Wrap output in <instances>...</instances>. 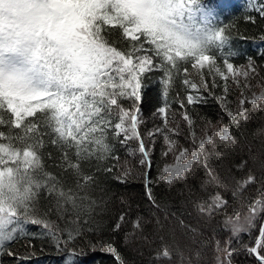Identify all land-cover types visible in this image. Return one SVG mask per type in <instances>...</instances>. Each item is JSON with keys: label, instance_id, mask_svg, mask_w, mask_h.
<instances>
[{"label": "snow or ice", "instance_id": "obj_1", "mask_svg": "<svg viewBox=\"0 0 264 264\" xmlns=\"http://www.w3.org/2000/svg\"><path fill=\"white\" fill-rule=\"evenodd\" d=\"M242 19L252 26L264 23V0H248ZM239 31L204 0H0V254L23 257L24 264L39 242L41 250L43 245L54 249L61 264H82L97 251L111 255L114 264H128L121 248L138 252L135 242L148 243L145 230L151 227L161 241L158 264H174L165 244L168 231L174 235L178 226L199 242L203 233L194 223L222 214L227 234L215 239L214 258L204 260V252L192 248L184 264H235L241 254L264 264V123L253 132L259 154L250 150L240 156L241 140L234 131L251 119L246 102L264 110V77L259 94L252 92L248 99L243 91H251L264 65L252 56L243 65L233 62L240 55L231 47ZM216 77L224 82L221 96L212 91ZM157 78L163 126L149 132L146 143L139 131L141 106L145 88ZM230 79L242 88L234 107L228 99ZM208 96L217 100L229 123L202 117L197 136L188 107L207 103ZM172 103L183 110L187 147L169 135L180 134L179 125L170 126ZM157 133L167 145L162 157L171 154L173 162L152 180L151 138ZM132 140L138 143L139 175L151 215L132 220L134 209L121 198L124 207L106 224L97 219L106 213L105 202L93 197L102 191L105 174L129 182L131 170L117 169L120 157L113 141L126 145ZM109 159L117 164L101 166ZM225 163L229 175L221 179L218 169ZM194 176L199 187L193 186ZM158 181L181 185L186 206L173 211L162 205L153 191ZM229 182L233 188L226 197L216 189ZM254 185L260 186V196L242 217L229 199ZM253 232L252 242L245 243L242 234Z\"/></svg>", "mask_w": 264, "mask_h": 264}, {"label": "trees", "instance_id": "obj_2", "mask_svg": "<svg viewBox=\"0 0 264 264\" xmlns=\"http://www.w3.org/2000/svg\"><path fill=\"white\" fill-rule=\"evenodd\" d=\"M243 5L236 4V0H204V3L209 5L214 9L215 13L218 15L224 23H236L240 31L233 33L232 40V50L237 51L240 55L234 59V63L237 65H243L247 63V57L252 56L258 65H264V59L261 58V53H264V41H261V35H264V23L258 22L257 25L252 26L243 21L242 17L246 14V5L248 0L244 1ZM240 35H245L247 39H240ZM218 58V63H219ZM193 71L192 79L199 83V77L196 76L195 71ZM206 72V70H205ZM264 77V71H260V75L257 79L252 81L254 87L251 91L243 90L244 96L248 98L252 92H259L261 88L259 87L260 78ZM211 78H209V82ZM217 87L212 89L215 96L223 95L224 84L221 80L216 77ZM228 99L231 101L230 107H234L238 102L240 97V92L242 88L237 87L234 84L228 85ZM183 92V87L180 88ZM145 97L141 106V113L143 116V123L139 125V131L141 136L145 139L146 143H149L150 139L147 134L151 132L153 128L163 126V117H161L157 109L163 105V98L160 95V88L158 86V78L154 79L145 88ZM207 96V93H204ZM171 98V96H170ZM249 99V98H248ZM259 103V102H258ZM245 107L249 109L251 119L249 122L245 123L241 128H234L237 133L238 138L241 140L240 147L237 152L240 156H244L249 151H254L259 154L260 142L253 137V132L262 123H264V110L253 109L252 105L245 103ZM190 115H192L197 121V136L200 135L199 128L202 126L201 118L210 119L213 124L218 121H222L225 124L229 123L226 113L221 109L219 103L213 96H208L207 103H200L197 105L188 107ZM182 112L179 105L172 103L170 108L169 122L170 126L173 128L179 125V135L176 136L170 133L172 139H176L180 145L185 147L189 146L185 142L186 137H188V127L186 122L182 119ZM174 114V120H173ZM155 140V147L151 154V159L153 162V167L149 171V177L152 180H156L158 176V169L162 168L163 164L172 159L170 154L169 157L164 158L161 155L162 149H166L167 145L164 144L163 137L159 136L151 138ZM115 144V152L120 157L119 163L112 161L111 159L107 161H102L101 166L107 164L111 166L112 164H117V169L121 166L127 167L131 170L132 176L128 183L117 182L112 175L105 174L101 177V189H97L94 194V199H97L98 203L100 198H103L106 207V213L97 217L98 220H103L104 223H110L111 219L115 218L116 215L124 207L121 204V198L128 201V203L134 209L131 219L134 220L137 214L148 217L151 215V210L147 201V197L144 192V181L141 179L140 166L138 164V153L135 151L138 148V143L135 140L128 141L126 145H121L118 141H113ZM222 147V145H221ZM136 157H138L136 159ZM233 159H238L233 157ZM254 167L259 169V161H256ZM114 169V172L117 170ZM219 172L221 179L229 175L228 164L225 163L219 167ZM238 177V173H237ZM206 180L207 177H204ZM194 187H199V180L197 177H192ZM233 185L231 182L223 186V189L217 188V191H221L222 195L226 197L230 196ZM153 191L157 193L159 197V202L162 205H167L171 210L183 209L186 205L183 203L182 197L179 193L182 191V186L177 185L175 188L169 187L165 182L158 181L156 186L153 187ZM260 196V186L254 185L239 196L236 199H229V204L236 211L241 212V216L246 214L247 206L249 203ZM229 214H231V209H229ZM193 216L196 214L193 212ZM194 226L198 227L203 233V237L199 242H193L190 240L188 235H185L183 230L178 226L175 227L172 234V230H169L165 235V244L172 252V260L174 264H184V261L191 259L192 248H199L204 252L203 259L210 260L213 259V252L215 251V239L220 235H226L227 232L224 228L223 215H217L215 220H200L199 224ZM126 231H131V220L125 226ZM145 234L149 237V242L142 244L139 241L135 242L134 247H138L139 251H135L129 248H121V255L128 261V264H158L159 262V251L161 249V241L155 236L154 231L151 227L145 230ZM245 243H251L256 233L252 235L242 234ZM122 240V237L119 238ZM37 246V251L35 255L30 260H25L24 264H61V257L56 253V251L50 248L48 245H43L41 250V245L39 242H34ZM16 248H20L19 245H14ZM119 246V245H118ZM23 252V249H20ZM181 252L183 253L181 255ZM23 257L12 258L0 254V264H20ZM82 264H114L113 257L104 252H94L90 253L87 257L82 258ZM235 264H254L253 259L246 255H239L236 257Z\"/></svg>", "mask_w": 264, "mask_h": 264}, {"label": "rangeland", "instance_id": "obj_3", "mask_svg": "<svg viewBox=\"0 0 264 264\" xmlns=\"http://www.w3.org/2000/svg\"><path fill=\"white\" fill-rule=\"evenodd\" d=\"M244 1H246V0H236V4H238V5H243L245 2ZM206 70V69H205ZM219 78V77H218ZM220 80H221V82L224 84V82H223V80L221 79V78H219ZM231 84H233L232 82H231V79L229 80V82H228V85H231ZM256 94H259V92H255ZM249 99L251 98V95L248 97ZM217 124V123H216ZM222 124H225L224 122H222ZM156 128H153L152 130H151V132H153L154 130H155ZM147 136H148V134H147ZM159 136V133H157L156 134V136L155 137H153V138H157ZM149 138V137H148ZM150 139V138H149ZM167 148V147H166ZM136 153H137V151H135ZM138 157H136V159H137ZM173 162V157H172V159L171 160H169V161H167V163H172ZM163 166H164V164H163ZM162 166V167H163ZM242 217H243V215H242ZM255 233V232H254Z\"/></svg>", "mask_w": 264, "mask_h": 264}]
</instances>
